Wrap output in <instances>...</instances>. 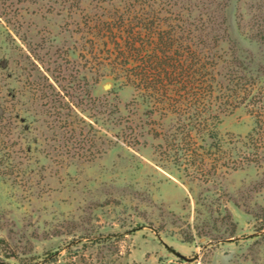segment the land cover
<instances>
[{
  "label": "rangeland",
  "instance_id": "rangeland-1",
  "mask_svg": "<svg viewBox=\"0 0 264 264\" xmlns=\"http://www.w3.org/2000/svg\"><path fill=\"white\" fill-rule=\"evenodd\" d=\"M7 1L12 23L0 18V87L7 101L8 90L17 95L12 102L1 99L0 105L13 108L14 115L20 113V123L31 122L38 130L21 133L30 148L17 129L9 142L17 144L0 152V264H81L82 256L96 261L103 247L105 254L116 251L112 255L116 264H264V161L203 185L189 182L182 171L165 164L155 150L158 141L150 136L133 147L116 138L108 140L105 151L92 160H73L52 151L47 155L45 144H36L56 131L46 127L52 118L23 88L32 66L19 37H14L16 16L23 22L22 31H33V41L43 38L47 48L54 50L55 45L67 58L69 47L90 50V43H83L91 36L75 23L85 13L94 16L103 9L95 2L70 9L69 3L62 5L64 0ZM135 1L155 9L166 2ZM174 1L183 7L210 1L212 9L225 7L230 40L245 52L260 53L262 46L251 29L260 0ZM194 11L198 17L200 12ZM87 69L90 81L99 78L91 88L93 97L118 105L123 116L137 121L143 110L137 117L133 105L126 109L135 95L127 80L118 79L111 67ZM95 113L85 115L95 121ZM254 126L253 115L238 107L222 117L217 131L222 138H243ZM109 127L104 126L109 135L118 133ZM83 234L114 238L90 244L78 238Z\"/></svg>",
  "mask_w": 264,
  "mask_h": 264
},
{
  "label": "trees",
  "instance_id": "trees-1",
  "mask_svg": "<svg viewBox=\"0 0 264 264\" xmlns=\"http://www.w3.org/2000/svg\"><path fill=\"white\" fill-rule=\"evenodd\" d=\"M165 1L161 4L171 9L163 5L155 9L152 4L143 7L135 0H64L62 5L66 7L69 3L70 9L85 2H95L103 9L94 16L85 13L82 21L75 23L83 34L91 36L83 43V46L90 43V50L78 52L79 48L69 47L67 58L61 56L55 45L54 50L49 49L51 45L47 48L45 39L33 41V31H22L23 22L17 14L14 37H19L25 47L24 56L32 66L23 88L44 114L52 118L48 121L51 126L46 127L56 131L50 139L44 135L43 141H36L38 146L45 144L47 155L52 151L73 160H92L105 151L108 140L116 138L133 147L150 136L158 141L155 150L161 160L182 171L191 183L216 184L220 175L261 166L264 0L258 2L251 24L253 36L262 46L260 53L245 52L230 40L225 7L212 9V1L200 7ZM105 4L112 8L107 9ZM0 8L3 9L0 18L12 23L11 16L8 17L12 5L0 0ZM194 9L200 12L198 17ZM72 55L76 58H71ZM91 65H96L97 70L111 67L118 79H126L134 88V98L126 109L133 105L138 117L137 111L142 108L137 121L123 116L118 105H108L107 100L93 97L91 88L99 78L92 77L91 83L86 71ZM1 89L0 100L15 101V92L8 90L11 101H7L1 96ZM238 107L246 108L255 118L253 130L243 138H222L217 125L224 115ZM12 109L0 105V152L17 144L9 143L17 129L20 136L32 128L38 130L29 121L20 123V113L14 115ZM89 111H96L95 121L85 115ZM104 126H111L118 133L109 135ZM113 236L100 234L94 239L93 235L83 234L78 238L101 245ZM101 249L96 261L82 256L80 263L116 264L112 259L116 251L109 255Z\"/></svg>",
  "mask_w": 264,
  "mask_h": 264
},
{
  "label": "water",
  "instance_id": "water-1",
  "mask_svg": "<svg viewBox=\"0 0 264 264\" xmlns=\"http://www.w3.org/2000/svg\"><path fill=\"white\" fill-rule=\"evenodd\" d=\"M226 240H231V239H226ZM175 254H177L178 256L182 257V258H185V259H188V260H191L190 258H187L186 256L182 255L181 253L177 252V251H174Z\"/></svg>",
  "mask_w": 264,
  "mask_h": 264
}]
</instances>
